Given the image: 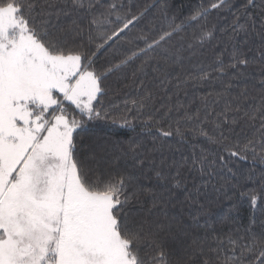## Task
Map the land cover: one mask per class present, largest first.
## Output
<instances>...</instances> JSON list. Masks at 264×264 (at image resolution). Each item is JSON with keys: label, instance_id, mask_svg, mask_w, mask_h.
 I'll return each instance as SVG.
<instances>
[{"label": "snow or ice", "instance_id": "6c2138e0", "mask_svg": "<svg viewBox=\"0 0 264 264\" xmlns=\"http://www.w3.org/2000/svg\"><path fill=\"white\" fill-rule=\"evenodd\" d=\"M233 7L210 0L169 18L165 2L166 27L150 37L143 29L133 34L148 9L134 13L123 0H0V264H189L197 254L199 264H264V173L259 194L241 193L252 213L243 238L206 231L183 256L172 254L183 237L208 228L210 181L232 173L234 158L256 157L257 147L264 160V0ZM213 12L230 13V22L217 29ZM193 24L199 29L189 35ZM218 32L220 50L205 68L196 58ZM129 68L139 90L118 102ZM249 69L258 70L252 87L259 96L245 84L217 112L232 81L251 78ZM149 76L164 93L158 107L145 87ZM214 80L224 85L216 99L206 93L195 110L179 99L189 83ZM95 121L110 123L111 134L84 136ZM137 121L143 129L158 125L150 146ZM241 124L258 139H234ZM197 136L217 146L214 158L186 139ZM177 137L182 147L169 142ZM211 189L228 195L224 185ZM196 204L199 215L187 220L171 212ZM257 226L262 239L248 242Z\"/></svg>", "mask_w": 264, "mask_h": 264}, {"label": "trees", "instance_id": "16d2710c", "mask_svg": "<svg viewBox=\"0 0 264 264\" xmlns=\"http://www.w3.org/2000/svg\"><path fill=\"white\" fill-rule=\"evenodd\" d=\"M126 6H131V9L134 13L139 12L144 9H148L144 18L140 21L137 25V28L133 30V34H135L139 29H143L146 34L150 37L156 36L159 31L166 27V23L164 17L161 15V9L165 2L169 5L168 15L169 18L180 10L182 16L189 15L190 11L201 4L207 6L210 3V0H123ZM233 2V11L236 10L237 7L241 4L242 0H232ZM209 20L212 24L217 26V29L224 28L231 20V14L228 12H220L216 13L213 12L209 16ZM179 22V21H177ZM151 29V31H150ZM199 29V25L193 24L191 27L187 29V33L191 35L194 32H197ZM219 39H223L220 37L218 32V41L213 42L211 45H208L203 50V55L201 57H197V61L202 60L203 65L205 68H208L211 65L215 52L220 50L219 46ZM143 46V44H141ZM254 54V53H253ZM107 54H105L106 56ZM105 56L100 57L97 67L104 63ZM225 60H227V56H225ZM195 62V61H194ZM139 63V62H137ZM210 70V69H209ZM127 79L124 83H127L129 87L123 88L120 96L117 99L119 102L123 98H135L137 96L139 85L138 82L134 81L131 76V69H127ZM197 71L196 68L191 66H186L185 72H191L195 74ZM213 75H216L213 73ZM249 77L245 78L243 82L241 80H233L232 83L234 87L230 90L229 94L224 95L219 99V103L216 104V111L219 112L223 109L224 103L227 100H231L232 97L236 96L237 93L245 86V84L249 87L250 95L258 97L260 94V90L257 84V87L253 88L252 84L256 82L258 79V70L257 69H249ZM230 77L225 76L222 77V80L226 83ZM181 79H184V75L181 74ZM115 80V77H110L106 83H112ZM145 87L151 89L157 95L156 106L158 107L159 104L162 102L160 97L164 96V93L160 91L158 87H156V82L152 80L151 76H149L145 80ZM224 85L221 83L220 80H214L211 85H204L200 87H193L191 83L187 86V88L179 93V99L186 105H189L191 110H195L199 107V98L204 96L206 93H212V99H216V93L221 92L223 90ZM175 90L172 89L169 91L168 95L172 96L173 102L175 101L176 97L173 94ZM185 92L187 94H185ZM140 94H143L141 91ZM194 101L193 103H190ZM112 102L111 94L105 98V104H109ZM122 106V105H121ZM248 104L245 103L244 107H247ZM131 119V117H129ZM143 121H137V132L141 134V140L151 145L153 137L157 134L158 125L153 123L150 128L143 129L139 125ZM258 125V121H257ZM165 129L167 130V125H165ZM242 129V131H241ZM113 131L112 126L110 123H106L103 121H95L92 122L90 125L86 127V131L84 136L86 137H107ZM236 133L237 136H234V139L238 138L240 140H244L247 138H252L256 136L258 139V133L254 131V129L247 125L241 124L240 127H237ZM134 135V134H132ZM179 138H174L170 140V143H173L174 147H182L181 145L175 144V140ZM190 143H195L199 147L197 148V152H199L200 148H204L206 151L210 153L209 159L214 158L215 153L212 151L215 147L214 145L208 144L203 137H186ZM257 156L253 157L251 153L248 154L247 159H233V162L229 164V167L232 168V173H227L226 169L221 170L226 173L224 178L215 177L210 181L209 186V199L213 201L210 205H208L204 212L206 218L208 220V228H200L195 232H191V235L188 237H183L184 246L181 247L177 245L173 248L172 254L173 256H183L185 251L187 250L188 245L192 243L193 238L196 235L201 237L204 236L205 232H210L212 235H219L221 239H226L228 235H231L233 239L236 238L238 235L239 237L243 238L246 229L250 228V221H251V210L249 207V200L246 196L241 195V193H248L251 190H256L257 194H259V189L261 187L260 184V176L261 173H264V160L259 158L260 149L259 147L256 148ZM185 154H190V150L186 149ZM233 173L235 174L233 176ZM247 177H251V179H245ZM191 180H189V184ZM199 183V180H197ZM211 185H216L220 187L224 185V190L228 193L227 196L221 195L218 192H214L211 189ZM231 185H236V188H231ZM200 203H204L203 200ZM199 208V204L194 205L193 207H184L183 209H172L171 212L174 214L176 212H182L183 217L185 220L188 219L189 213L194 215H199L196 212V209ZM203 224V219L201 220ZM259 223V214H257V224ZM260 228L257 226L254 230V234H249V241L251 239L260 240L262 239L260 235ZM211 242V241H210ZM225 247L231 251V246L227 243ZM221 255H223V250H221ZM201 257L199 254L192 257L189 261V264H199Z\"/></svg>", "mask_w": 264, "mask_h": 264}]
</instances>
